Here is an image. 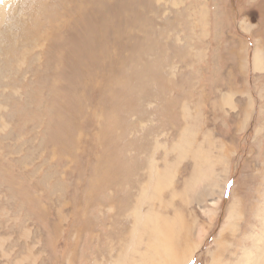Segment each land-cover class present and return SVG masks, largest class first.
<instances>
[{
  "label": "rangeland",
  "instance_id": "374dc122",
  "mask_svg": "<svg viewBox=\"0 0 264 264\" xmlns=\"http://www.w3.org/2000/svg\"><path fill=\"white\" fill-rule=\"evenodd\" d=\"M263 255L264 0H0V264Z\"/></svg>",
  "mask_w": 264,
  "mask_h": 264
},
{
  "label": "bare ground",
  "instance_id": "6f19581e",
  "mask_svg": "<svg viewBox=\"0 0 264 264\" xmlns=\"http://www.w3.org/2000/svg\"><path fill=\"white\" fill-rule=\"evenodd\" d=\"M259 69H260V68H259ZM152 166H153V165H152ZM150 167H151V166H150ZM150 178H151V176H150ZM149 181H150V180H149ZM106 185H107V184H106ZM100 186H101V185H100ZM154 190H155V189H154ZM222 194H224V191H223V190L220 191V196H219L218 198L215 199L216 202L214 201V202L212 203L213 206H215V205H217L218 203H220V200H221V196H222ZM140 199H141V198H139L138 201H137L138 206H139V204L141 203ZM161 201H162V200H161ZM161 201H160V202H161ZM162 202H163V201H162ZM137 204H136V205H137ZM167 206H168V205H167ZM139 212H140V207H137V206H136V208L134 209L133 213H134V214H138ZM232 217H233V216L231 215L230 218L232 219ZM262 252H263V251H262ZM262 252H261V253H262ZM190 257H191V256H190ZM190 257H188V258H190ZM188 258H186V259H188ZM247 258H248V257H247ZM261 258H264V255H263V256H260L259 258H257V261L260 260ZM251 260H253V259H251ZM116 262H117V261H116ZM185 263H186V261L183 262V263H180V264H185ZM257 264H264V262H263V261H258Z\"/></svg>",
  "mask_w": 264,
  "mask_h": 264
}]
</instances>
